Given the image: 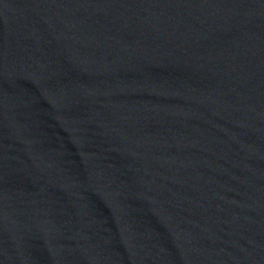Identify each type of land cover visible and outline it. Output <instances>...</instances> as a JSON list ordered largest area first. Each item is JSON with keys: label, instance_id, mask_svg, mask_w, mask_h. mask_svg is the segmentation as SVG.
<instances>
[{"label": "water", "instance_id": "1", "mask_svg": "<svg viewBox=\"0 0 264 264\" xmlns=\"http://www.w3.org/2000/svg\"><path fill=\"white\" fill-rule=\"evenodd\" d=\"M0 264H264V0H0Z\"/></svg>", "mask_w": 264, "mask_h": 264}]
</instances>
